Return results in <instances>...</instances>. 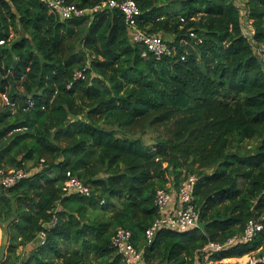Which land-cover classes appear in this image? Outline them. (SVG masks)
<instances>
[{"label":"trees","instance_id":"obj_1","mask_svg":"<svg viewBox=\"0 0 264 264\" xmlns=\"http://www.w3.org/2000/svg\"><path fill=\"white\" fill-rule=\"evenodd\" d=\"M136 1L140 27L168 36L172 55L143 56L118 9L63 20L46 0H0V168L30 172L0 185V264H122L118 227L132 231L143 264H240L223 260L247 254L264 264V227L243 238L251 219L264 225V0ZM87 64L88 78L73 80ZM150 129L165 134L150 144ZM68 170L90 196L63 193ZM192 173L200 225L148 243L157 189L171 185L176 202Z\"/></svg>","mask_w":264,"mask_h":264},{"label":"built area","instance_id":"obj_2","mask_svg":"<svg viewBox=\"0 0 264 264\" xmlns=\"http://www.w3.org/2000/svg\"><path fill=\"white\" fill-rule=\"evenodd\" d=\"M51 12L56 13L63 20L76 19L80 17H93L96 13L105 11L106 9H118L125 18L126 25L131 33V40L133 44L139 45L143 51V56L147 57L149 54L157 58L170 56L174 52V46L171 45L160 33H149L140 27L139 17L141 9L136 0H104L92 7H80L76 3L69 0H46ZM245 35L253 41V27L252 21L248 20L245 26ZM3 43L4 41H0ZM257 45V44H256ZM256 51L259 58L264 62V45L256 46ZM91 66L87 64L83 68L75 70L73 80H85L88 78V69ZM73 85L71 81L68 87ZM2 102L11 107L17 108L19 102L13 100L8 93L1 94ZM33 105L31 99H27L26 107ZM30 175V172L23 167L18 168H0V185L4 188H11L18 184L21 180ZM198 180V175L190 174L180 184L177 194L178 201L173 202V191L169 190L171 185L165 188H159L156 191L154 203L158 209V216L153 223L145 230V237L148 243H152L157 235L163 229H177L186 231L193 227L200 225V213L193 203L195 187ZM64 194L77 193L83 196H90L92 194L91 187L81 180L71 170L65 174V181L62 186ZM104 202V200H102ZM60 208V203L57 202L55 213ZM58 221L56 214L49 222L44 223V229L38 235L40 244H45L47 240V231L54 226ZM262 222L256 219H251L248 223L244 239L249 240L253 238L259 231L263 229ZM112 246L122 258V264H143L144 252L139 249L133 242V233L130 229L125 227H118L111 238ZM236 241V237H232L226 244L210 242L205 249L220 250ZM233 259L227 258L226 260ZM238 259V258H237ZM259 259L253 258L248 262L255 264ZM264 260V258L262 259ZM247 262V263H248ZM219 262L204 261L198 259L194 264H218Z\"/></svg>","mask_w":264,"mask_h":264},{"label":"rangeland","instance_id":"obj_3","mask_svg":"<svg viewBox=\"0 0 264 264\" xmlns=\"http://www.w3.org/2000/svg\"><path fill=\"white\" fill-rule=\"evenodd\" d=\"M14 34L15 35H18V32L17 31H14ZM165 38L168 39V36H166ZM159 134L160 135H164L165 134L164 130L163 129H159V130L150 129L148 131V133L143 136V138L146 139V141L148 143L152 144L155 141V138ZM3 236H4L3 235V232L0 233V245L3 242ZM35 246H36V244L35 245H31V246L24 247L23 249L20 248V251L26 256ZM253 258H255V257H253V255L247 254V255H245L243 257H240L238 259H235V260H232V261H230L231 259H229V260H226V261H229V262H239L240 264H246L248 261H250Z\"/></svg>","mask_w":264,"mask_h":264},{"label":"water","instance_id":"obj_4","mask_svg":"<svg viewBox=\"0 0 264 264\" xmlns=\"http://www.w3.org/2000/svg\"><path fill=\"white\" fill-rule=\"evenodd\" d=\"M8 241H9V234H5V235L3 236V242H4V243H8Z\"/></svg>","mask_w":264,"mask_h":264},{"label":"crops","instance_id":"obj_5","mask_svg":"<svg viewBox=\"0 0 264 264\" xmlns=\"http://www.w3.org/2000/svg\"><path fill=\"white\" fill-rule=\"evenodd\" d=\"M22 249H23V248H22ZM235 259H237V258H233V259H231L230 261L235 260Z\"/></svg>","mask_w":264,"mask_h":264}]
</instances>
